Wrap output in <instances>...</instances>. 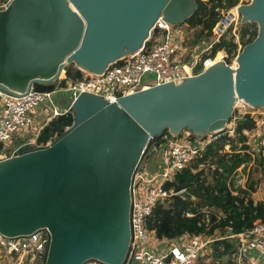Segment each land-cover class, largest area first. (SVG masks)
<instances>
[{
  "label": "water",
  "instance_id": "water-1",
  "mask_svg": "<svg viewBox=\"0 0 264 264\" xmlns=\"http://www.w3.org/2000/svg\"><path fill=\"white\" fill-rule=\"evenodd\" d=\"M195 10V0H11L0 10V90L50 85L69 64L99 74L156 34L160 16L179 25ZM236 12L257 22L258 33L235 69L213 64L114 103L81 94L62 134L0 160V236L47 231L43 264H124L132 180L158 153L154 137L185 130L204 140L225 130L236 101L264 109V0Z\"/></svg>",
  "mask_w": 264,
  "mask_h": 264
},
{
  "label": "built area",
  "instance_id": "built-area-1",
  "mask_svg": "<svg viewBox=\"0 0 264 264\" xmlns=\"http://www.w3.org/2000/svg\"><path fill=\"white\" fill-rule=\"evenodd\" d=\"M9 2L10 0H0V10ZM223 21L220 17L218 24L212 30L216 40L221 38L230 26V23L224 25ZM177 26L167 24L160 16L154 26L157 28L156 34L151 31L138 51L110 63L109 67L99 74L84 73L81 79L74 82L62 76V81L50 90L41 91L36 89L35 85L23 94L0 90V149L10 148L8 150L11 151L10 154H5V157L14 156L24 146H39L36 144V138L43 127L55 117L66 113L73 114V102L81 94L96 95L114 103L120 97L155 86L180 84L188 78L197 76L195 71L199 60L193 58L192 61H183L182 56L186 49L183 46L182 31ZM213 44L205 50L210 49L211 52ZM150 74L154 78L147 80L146 76ZM57 92L70 94L68 103L63 109L57 107L53 100ZM41 103H47L51 107V113L35 129L34 116L37 115L36 108ZM259 115H264V109ZM253 119L256 123L255 130L260 123H264H257V120ZM33 131L35 134L30 137L29 133ZM213 139L214 137L209 140ZM163 140L164 142L158 146L159 153L161 152L158 169L148 172L141 163L133 176L130 209L131 238L124 264H264L263 221L257 220L250 228L239 233H233L228 228L220 236L186 234L174 240L158 239L148 229L147 222L156 204L173 196H179L184 191L175 192L173 189H166L165 183L171 182L175 173L188 167L210 142L208 140L203 143L199 139L196 144H192L182 141L181 138L177 141L166 136ZM12 145L14 147H11ZM244 167L245 165H241L235 171L233 179ZM242 176L239 174V182L244 178ZM199 212L202 214L201 222L207 226L212 210L203 206ZM224 239L232 240L233 247L229 253L215 259L211 247L216 241ZM47 241L48 233L43 230L21 238L5 240L1 237L3 254L0 253V264H43ZM204 255L208 257L207 260H202ZM260 257L263 258L262 263L259 261Z\"/></svg>",
  "mask_w": 264,
  "mask_h": 264
},
{
  "label": "trees",
  "instance_id": "trees-1",
  "mask_svg": "<svg viewBox=\"0 0 264 264\" xmlns=\"http://www.w3.org/2000/svg\"><path fill=\"white\" fill-rule=\"evenodd\" d=\"M238 1L195 0L196 10L184 23L199 27L198 35H204L209 40L213 36L212 30L220 20L218 10H229ZM257 33L254 24L244 25L239 31V44L246 46L251 43ZM237 49L238 43L232 39L226 41L222 37L213 44L210 54L202 57L196 69L202 70L217 51L223 50L229 55H235ZM62 75L73 82L83 76L73 64L65 66ZM35 88L41 91L52 89L51 85L38 84ZM73 122L72 113L53 118L38 134L36 144H46L54 136L62 134ZM255 127V120L249 114L243 115L233 129L234 137L225 134L226 129L215 134L216 137L206 144L188 167L175 173L171 182L165 183L166 189H173L175 192L184 190L191 197L182 198L176 195L156 204L147 222L148 229L156 238L174 240L186 234L211 235L215 231L224 233L228 228L233 233H239L250 228L257 220L264 222V202H254L251 198V193L255 190L254 184L250 182L245 188L235 187L233 179L235 171L241 165L247 166L252 160L245 132L252 131ZM163 136L175 139L166 130L154 137L153 142L160 145L164 142ZM203 206L210 208L212 212L222 213V216L211 214L209 224L205 226L201 222L202 214L198 211ZM232 247V240L216 241L212 246V256L215 259L221 258Z\"/></svg>",
  "mask_w": 264,
  "mask_h": 264
},
{
  "label": "rangeland",
  "instance_id": "rangeland-1",
  "mask_svg": "<svg viewBox=\"0 0 264 264\" xmlns=\"http://www.w3.org/2000/svg\"><path fill=\"white\" fill-rule=\"evenodd\" d=\"M251 3H253V0H239L238 4L235 7L231 8L228 12L232 11L233 9H235L237 7L248 6ZM220 11L222 12L223 10L221 9ZM220 17H221V14H220ZM253 24L256 26L257 31H258V23L255 21H250L248 19H243L242 15H240L237 18V20H235L233 23H231L229 28L227 29V31L222 35V37H225L226 41L232 39L234 42L238 43V49L236 51V54L235 55H229L223 50L217 51L214 54L211 61H209L206 65H204V68L209 67V66L214 64L213 61H215V57H216L218 52L222 53L221 62H223L226 65L233 67V64L236 60V57L242 52V49L244 47V46H241L239 44V31H241V29L244 25H253ZM177 27L182 31V38H184L183 46L186 49V51L183 52L184 54L182 56L184 62L192 61L193 58H196L197 60H199L198 61V63H199L203 56L210 54V49H208V50H205V49H207L210 44H213V43L220 40V38L218 40H216V36L214 35V33H213V36L211 39H209V40L205 39L204 35H201V36L198 35L199 29H200L199 27H191L188 25V23L183 22L182 24H179ZM227 58H229L228 61H227ZM82 74H84V73H82ZM62 76L63 75H61V77L58 78L55 82L50 84L51 87H56L57 83L59 81H62ZM153 78H154V76L152 74L146 76L147 80H152ZM69 98H70V94L68 92H64V93L57 92L53 96V100H54L55 104L60 109H63L66 106ZM43 110H46V111H43ZM261 111H262V108L255 109V108H252L249 106H242V107L235 106V107H233L232 113H234L235 116L231 115V117L229 118L227 127L225 128L227 131V132L225 131V134H227L229 136L228 133L232 131L231 136L234 137L233 129H234L237 121L240 120L242 118V116L245 114H249L252 118H255L257 120V123L264 122V115L263 116L259 115V113ZM36 112H37V115L34 116L35 129H37L39 127V125L42 124V120H45L46 116L51 113V107H49L47 103H41L36 108ZM168 133L172 136V134L169 131H168ZM34 134H35V131L29 133V136L33 137ZM163 138H164V136H163ZM180 138L182 139V141H188L192 144H196V142L199 140V139H197V137L195 135L190 134V133H188V131H185V130L182 131L181 135L178 138L176 137L174 140L178 141ZM209 139H212V137L207 136V137H205L204 140H200V141H203V143H206V141H208ZM247 144L249 145L248 152L250 153L252 160L249 162V164H247V166H245L243 169H241L239 173H237V176H235V178H234V185H235V187L240 186V187L244 188V187H247L246 185L250 184V182L253 183L255 186V190L251 193V198L254 200V202H264V123L263 124L260 123L257 126V129L253 133L249 132V134L247 136ZM11 147H14V146L12 145ZM30 147H34V146L30 145ZM8 149H10V148H8ZM8 149H4V148L0 149V152H1L0 160L6 158L5 154L11 153V151ZM226 149H227V147H226ZM160 160H161V152L159 153V151H158V153H152L151 156L149 157L148 161H143L142 166L148 172H153L154 170L158 169L157 167L161 162ZM239 174L243 175L242 178L244 177L242 179V181H240V182L238 181L240 179V177H238ZM200 209L201 208H199L198 211H200ZM211 214H214L215 216H220V217L222 216V213L215 212V211L211 212L209 215L211 216ZM213 234L220 236L223 233L220 231H215ZM203 235L206 236L207 234H203ZM210 247H211V245H210ZM2 254H3V249L1 250V255ZM205 255H206V253H205ZM205 255L203 256L202 260L208 259V257ZM259 261L262 263L263 258L260 257ZM88 264H93V263H88Z\"/></svg>",
  "mask_w": 264,
  "mask_h": 264
},
{
  "label": "bare ground",
  "instance_id": "bare-ground-1",
  "mask_svg": "<svg viewBox=\"0 0 264 264\" xmlns=\"http://www.w3.org/2000/svg\"><path fill=\"white\" fill-rule=\"evenodd\" d=\"M238 8V7H237ZM230 10V9H229ZM229 10H227V11H229ZM240 16V14H239V12H236V8L235 9H233L232 11H230V12H228L227 13V17L229 18L228 20L226 19L227 17L225 16V19H224V21H223V24L224 25H227L228 23H233L235 20H237V18ZM221 58H222V53L221 52H218L217 53V55H216V57H215V61H213V63H214V65H216V64H220V62H221ZM236 61L237 60H235V62H234V64H233V67L232 66H230L232 69H235L237 66H236ZM226 65V64H225ZM227 66H229V65H227ZM197 67V66H196ZM207 67H205V68H203L204 70L206 69ZM202 69V70H203ZM202 70H198V69H196V75H200L203 71ZM202 71V72H201ZM175 85H178V84H175ZM235 106H240V107H242V106H248L246 103H244L242 100H238V101H236L235 103H234V105H233V107H235ZM255 109H257V108H255ZM232 115V114H231ZM227 132V131H226ZM230 133V132H229ZM212 137H216L215 136V134L214 135H212ZM40 231V230H39ZM2 236H0V238H1Z\"/></svg>",
  "mask_w": 264,
  "mask_h": 264
},
{
  "label": "crops",
  "instance_id": "crops-1",
  "mask_svg": "<svg viewBox=\"0 0 264 264\" xmlns=\"http://www.w3.org/2000/svg\"><path fill=\"white\" fill-rule=\"evenodd\" d=\"M232 115H234V113H232ZM235 116V115H234ZM250 133H253V132H251V131H249ZM249 132H246L245 134L248 136V134H249ZM229 134V136L230 137H232L231 136V134H232V131L230 132V133H228ZM178 141H180V140H178ZM3 248H2V246L0 245V253H1V250H2Z\"/></svg>",
  "mask_w": 264,
  "mask_h": 264
}]
</instances>
